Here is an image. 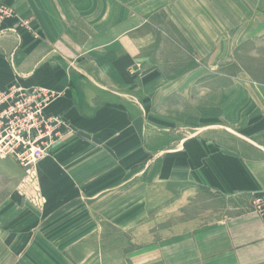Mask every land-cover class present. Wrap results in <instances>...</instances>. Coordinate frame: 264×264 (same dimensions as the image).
<instances>
[{
	"label": "crops",
	"instance_id": "crops-1",
	"mask_svg": "<svg viewBox=\"0 0 264 264\" xmlns=\"http://www.w3.org/2000/svg\"><path fill=\"white\" fill-rule=\"evenodd\" d=\"M6 2L13 14L0 33V89L17 82L59 92L48 111L65 114L74 131L38 162L39 177L46 188L59 185V192L84 198L81 239L103 235L99 226L106 223L132 225L135 232L139 183L148 185L139 228L144 264H264V214L249 207L216 219L204 206L195 211L203 190L264 192V161L213 135L217 128L237 130L227 121L239 115L240 137L264 138V35L234 45L232 34L219 35L228 32L210 18L186 32L168 6L158 14L166 20L150 25L120 0ZM144 33L151 35L141 39ZM154 155L176 161L183 184L167 180L153 188L147 176L137 180L138 173H149ZM5 168L16 182L11 192L19 195L17 180L25 170L0 158V177ZM71 200L57 206L49 198L32 207L35 222L57 223L60 208L66 211L62 223L69 224L77 214ZM122 208L128 217L119 215ZM153 209L160 210L158 237ZM109 210L118 212L105 215Z\"/></svg>",
	"mask_w": 264,
	"mask_h": 264
},
{
	"label": "rangeland",
	"instance_id": "rangeland-1",
	"mask_svg": "<svg viewBox=\"0 0 264 264\" xmlns=\"http://www.w3.org/2000/svg\"><path fill=\"white\" fill-rule=\"evenodd\" d=\"M120 2L125 8L130 7L137 13L146 15L147 17L144 19L150 25L156 21L166 20L167 16L164 13L163 17L159 15L165 12L168 6L174 19L176 18L182 22L186 32L187 30L191 31L192 28L194 29V26L199 24L200 20L207 21L210 18L211 24H215L218 29L224 28L225 32H228L219 35L232 34L234 45L240 43L241 37H250L249 40H252V37L256 38L258 34H260L259 36L264 35V0H120ZM0 5L11 7L6 0H0ZM0 9H3V7L0 6ZM153 13L155 17L152 18L150 16ZM158 34H161V32L153 34L151 40H156ZM186 34L192 41L193 34L191 32ZM148 35L151 34H141V39ZM185 41L187 42V38ZM256 47V43H254L252 53H255ZM217 100L219 105L223 99L218 97ZM219 121L225 124V121ZM227 124L237 127V130L229 131L225 128H217L213 134L214 138L216 137L218 142L225 143L238 152L244 153L250 159L264 161V138L249 137L250 140H247L240 137L237 134L241 132L239 115L238 120L233 118L232 121H227ZM67 136L68 134L58 142L64 140ZM252 140L259 141L262 146L259 147ZM38 164L29 172L27 168L20 165L25 170V175L21 180H17L19 195L14 196L11 192L14 181L10 177V168H5L7 172L0 177V264H144L143 248L145 241L144 234H139V228L143 229L146 216L142 201L148 185H139L138 183L137 210L132 215L136 217L137 222L143 224H137L134 227L135 232L132 225L122 224L119 227L106 223L104 226H99V230L104 232L103 235L84 241L81 239L84 235V224H82L84 219L80 216L82 214L81 208L84 206V198L79 197L77 193L68 196L64 192H59L58 189L61 188L59 185L46 188V183L42 185L40 181ZM147 164L149 165V173L147 175L138 173L137 180L141 176H147L148 183L153 182V188L160 186L162 182L166 183L167 180L173 184L178 183L177 181L180 180V183L183 184L181 175L176 176L179 172L176 161L161 162L159 157L154 155L153 162H147ZM161 164L165 166V170L163 169L164 174H162ZM145 165L143 164V166ZM180 171L182 172V170ZM260 173L264 178V165L261 167ZM46 190L47 192H45ZM203 191L204 195L198 200L195 211H200L204 206L210 211V216L213 215L212 218L216 216V219L223 218L228 214H237L248 210L249 207L254 208L255 197L262 193L225 196L215 194L209 190ZM65 195L68 197H65ZM153 196H155V193H153ZM20 197L21 199H19ZM49 198L56 200L57 206L66 200H71V203L75 202L71 205L73 209H70V211L77 212V214L75 217L68 218L70 220L69 224L62 223L65 220L62 217L66 216V211H60V208L55 209L58 212L57 223L49 224L50 222L46 223L47 220L44 224L35 222L38 217L33 216L35 211L32 207H43ZM14 200H16L18 206H14L12 203ZM155 211L159 212L160 210L153 209V217H156ZM117 212L118 210H109L105 215L116 216ZM119 215L122 218L128 217V210L120 209ZM160 218V216L156 217V225L154 226L156 227L157 237L161 236L159 232L161 229ZM49 234H52L51 237H48ZM43 236H46V238H43Z\"/></svg>",
	"mask_w": 264,
	"mask_h": 264
},
{
	"label": "built area",
	"instance_id": "built-area-1",
	"mask_svg": "<svg viewBox=\"0 0 264 264\" xmlns=\"http://www.w3.org/2000/svg\"><path fill=\"white\" fill-rule=\"evenodd\" d=\"M0 33L13 14L0 5ZM59 92L45 86L13 83L0 89V157L10 158L29 172L59 140L74 131L65 114L49 113ZM254 209L264 214V192L254 199Z\"/></svg>",
	"mask_w": 264,
	"mask_h": 264
},
{
	"label": "bare ground",
	"instance_id": "bare-ground-1",
	"mask_svg": "<svg viewBox=\"0 0 264 264\" xmlns=\"http://www.w3.org/2000/svg\"><path fill=\"white\" fill-rule=\"evenodd\" d=\"M5 22V21H4ZM16 83V82H15Z\"/></svg>",
	"mask_w": 264,
	"mask_h": 264
}]
</instances>
